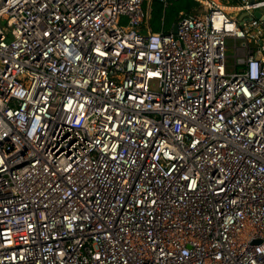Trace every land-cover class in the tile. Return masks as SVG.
Returning <instances> with one entry per match:
<instances>
[{
  "label": "built area",
  "instance_id": "built-area-1",
  "mask_svg": "<svg viewBox=\"0 0 264 264\" xmlns=\"http://www.w3.org/2000/svg\"><path fill=\"white\" fill-rule=\"evenodd\" d=\"M195 1L0 0V264H264V0Z\"/></svg>",
  "mask_w": 264,
  "mask_h": 264
},
{
  "label": "rangeland",
  "instance_id": "rangeland-1",
  "mask_svg": "<svg viewBox=\"0 0 264 264\" xmlns=\"http://www.w3.org/2000/svg\"><path fill=\"white\" fill-rule=\"evenodd\" d=\"M153 0H145V2H148L147 8L149 9V26L151 30L154 32L157 27L161 25L162 19H163V13L166 12L167 17L169 16L170 10H172V5L174 4H181V0H167V5H165L161 1H153ZM204 9V6H199L196 8V11H202ZM264 11V8H261ZM143 34H146L148 32V29L143 25L142 27ZM240 44V40H236L232 37H229L226 39V55H227V64L229 65V68H232V66L235 64L236 56H234V47Z\"/></svg>",
  "mask_w": 264,
  "mask_h": 264
},
{
  "label": "trees",
  "instance_id": "trees-1",
  "mask_svg": "<svg viewBox=\"0 0 264 264\" xmlns=\"http://www.w3.org/2000/svg\"><path fill=\"white\" fill-rule=\"evenodd\" d=\"M153 1H159V0H153ZM152 1V2H153ZM174 1V0H172ZM177 1V0H176ZM146 5V2L144 3V6ZM198 2L195 0H181V4H173L172 10H170L169 16L167 17L166 12L163 13V19L161 22V25L156 28V31H158L160 28H163L165 31H171L173 25L176 23L180 13L187 14L193 12L198 7ZM229 67V65H228Z\"/></svg>",
  "mask_w": 264,
  "mask_h": 264
},
{
  "label": "water",
  "instance_id": "water-1",
  "mask_svg": "<svg viewBox=\"0 0 264 264\" xmlns=\"http://www.w3.org/2000/svg\"><path fill=\"white\" fill-rule=\"evenodd\" d=\"M254 16H255V17H264V15L261 14V12L258 11V10H257V11H254ZM242 17H243V15H240V16H239L240 24L243 23V21L241 20ZM176 28H177V26L174 24L173 27H172V32H173V33H176Z\"/></svg>",
  "mask_w": 264,
  "mask_h": 264
},
{
  "label": "crops",
  "instance_id": "crops-1",
  "mask_svg": "<svg viewBox=\"0 0 264 264\" xmlns=\"http://www.w3.org/2000/svg\"><path fill=\"white\" fill-rule=\"evenodd\" d=\"M146 5H148V2H146ZM147 7V6H146Z\"/></svg>",
  "mask_w": 264,
  "mask_h": 264
}]
</instances>
